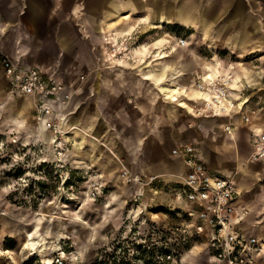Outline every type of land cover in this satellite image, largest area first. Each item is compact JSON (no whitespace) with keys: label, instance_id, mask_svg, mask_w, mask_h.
Wrapping results in <instances>:
<instances>
[{"label":"rangeland","instance_id":"rangeland-1","mask_svg":"<svg viewBox=\"0 0 264 264\" xmlns=\"http://www.w3.org/2000/svg\"><path fill=\"white\" fill-rule=\"evenodd\" d=\"M112 1L122 16L132 10L124 5L128 0ZM129 1L137 6L133 15L137 18L149 16L154 21V6H159L164 16L167 8L192 5L201 10L207 23L205 31L199 25L191 28L173 21L159 28L141 22L129 33L117 34L115 44L120 50L117 73L131 74L135 97L144 98L145 102L144 96L148 100L159 99L160 118L155 103L149 104L154 115L149 122L159 138V148L145 152L151 160L162 157L164 162L153 161L142 168L146 175L152 171L163 176H147L156 177V181L146 187L124 183L119 177V161L128 168L139 167L128 166L124 161L126 151L121 143L129 135L124 134L119 140L118 135L106 132L101 139L97 138L90 132L93 128H89L96 120L92 102L81 105L82 84L78 80L81 68L76 52L78 47L92 48L98 44L94 31H87L79 17L95 3L102 10L108 5L104 0H55L53 18L43 32L45 50L39 59L49 60L48 73L56 79L59 76L76 100L66 110V126L71 129L65 136L67 152L63 164H57L50 145L52 137L44 128L46 133L39 129L41 123L35 114L31 117L27 104L20 101L22 97L8 95L0 76V83L6 87L5 99L0 101V264H54L56 257L63 264H133L123 256L128 252V240L135 233L128 232V224L133 227L144 220L169 223L166 217L171 208L169 200L157 192L164 188L167 193V186L172 188L180 183L181 171L173 167L170 157L181 143H191L200 157L206 153L220 171L237 174L232 178L237 181L241 200L249 210L245 225L251 234L264 241V163L249 160L252 133L264 128V0ZM234 1L242 15L229 22L227 11ZM114 18V15L102 17L105 31V24ZM9 27L4 25L2 40ZM180 39L183 45L178 44ZM102 46L106 52L104 40ZM60 48L64 51L72 48L75 52L57 59L56 51ZM10 50L14 52L16 47L11 46ZM87 57L89 63L93 62L92 53ZM216 63L235 67L238 103L244 102L242 112L250 120L246 124L235 116L232 138L223 130L230 119L212 117L202 110V105L190 104L196 75L205 66ZM163 65L167 68L160 90L153 81L144 79V74L150 69L159 71ZM173 68L181 74H174ZM174 89L180 93L178 96ZM19 122L21 127H17ZM228 137L234 138L235 150L230 147ZM235 160L241 170L232 169ZM162 179L168 182H161ZM241 185L245 187L242 190ZM139 192L143 196L135 203L133 199ZM203 249L200 242L194 243L183 253L184 258L190 251L191 257H186L184 264H211ZM259 263L264 264V259Z\"/></svg>","mask_w":264,"mask_h":264},{"label":"built area","instance_id":"built-area-1","mask_svg":"<svg viewBox=\"0 0 264 264\" xmlns=\"http://www.w3.org/2000/svg\"><path fill=\"white\" fill-rule=\"evenodd\" d=\"M4 25L0 17V44L4 36ZM117 36L110 33L104 37L107 64L117 63L120 53L116 46ZM183 45L182 39L178 40ZM213 70L206 69L196 75L193 86L209 96L202 104L209 114H226V100L231 108L238 107L240 119L250 123L244 114V102L238 103L232 95L235 81V67L232 64L216 63ZM0 69L7 83L10 97H26L34 111L37 122L50 134L51 148L56 154V163L63 164L67 152L66 134L71 130L66 126V110L73 97L72 92L44 68L28 66L20 59H12L2 52L0 46ZM208 73H211L208 74ZM227 135L232 133V125L223 128ZM250 161L264 163V128L255 129L251 137ZM179 157L186 171L179 176L178 187L171 192L175 205L166 214L169 223L142 221L128 224V232L135 231L128 240L125 256L128 262L147 264H184L183 253L194 243L200 242L211 264H257L264 259V241L248 231L245 220L249 215L247 206L241 200L237 183L233 178L212 173L198 151L191 143H181L173 151ZM119 177L126 184L146 187L156 181V177H143L133 173L119 161ZM143 193L136 195L137 202ZM54 264H63L56 257Z\"/></svg>","mask_w":264,"mask_h":264},{"label":"crops","instance_id":"crops-1","mask_svg":"<svg viewBox=\"0 0 264 264\" xmlns=\"http://www.w3.org/2000/svg\"><path fill=\"white\" fill-rule=\"evenodd\" d=\"M104 1L108 5L106 10H102L100 5L95 3L94 6L88 9L85 8L83 14L81 17H79V21L82 22L83 27H85L87 31H94L96 37L95 42L98 44V47L94 44L92 48H89L88 46H82L80 48L78 47L76 52L79 61V68H81V73L78 76V80L82 84L80 91L82 94L81 100L83 103H81V105H85L87 101L92 102L94 118L96 120L95 124H90L89 128H93V130H90V132L94 133L97 138L101 139L103 137L102 135H104L106 132H110L113 135H118L119 140L124 134L129 135L128 138H123L121 146H123L124 150L126 151L124 155V161L127 163V165L129 166L130 164L135 167L139 166L137 169L129 166V169L131 167L130 170L133 173H140L145 178L147 176H161L163 173L152 171L149 172L151 174L146 175L143 170L144 168H142L149 166V164L153 163V161H158V163L164 162L162 157H158L156 160H151L148 154L145 152V150H149L154 147L159 148V138L154 135L155 128L152 127L149 122V118L154 116L151 113L153 109L150 108L149 104L155 103L154 105L157 106L158 112L157 118H160V104L158 103L159 99L158 97H153L152 99L148 100V97L144 96L147 102L146 103L144 98L140 99L139 97L134 96V80L131 74H118L117 69L120 63L109 65L104 61L105 51L102 46V39L106 33L119 34L123 31L129 33L132 29H134L135 26H138L137 24L141 22H148L149 25L153 24L155 25L154 27L159 28L160 25L171 23V21H173L191 28H195L196 25H199L202 30L207 31L205 15L201 12V10L195 9V7L191 5L189 8H182L181 6H178L177 8L175 7L173 9L167 8L164 13L165 15L163 16V10H161L159 6H154L153 11L156 12V17L153 21L152 17L150 18L149 16H144L142 18L134 17V10L137 9V6L134 5V2H130L128 0L126 3H124L126 7H129V9L132 10H130V13L124 14L122 16L118 13L119 9L117 8V4L115 2L112 0ZM54 6L55 0H0L1 21L3 22V25L11 26L9 27L8 33L2 40V44H0L2 52L12 59H20L22 63L28 66L36 68L41 67L48 71V69H50L49 67H51L49 60L44 58V60L41 61L39 57L45 50V38L43 36V32H45L46 24L51 22L53 18ZM112 15H114L115 18L114 20H111L109 23L105 24L107 26V31H105L102 28L101 19L103 16L106 17ZM241 15V10L236 1H234L232 9L227 11L226 19L229 22H234L240 19ZM22 29H24V32H21ZM224 31L225 30L222 29V32ZM254 31L256 32V28H254ZM21 43H23L22 47L20 46ZM11 46L16 47L14 52L13 50H10ZM142 50L143 52L145 51V49ZM56 52L57 59H60L62 56L69 57L73 55L75 51H73L72 48H69L65 51L60 48L57 49ZM91 53L93 54V62L89 63V58L87 56ZM96 53L98 56L95 58ZM94 59L96 60L94 61ZM164 68H167V66L163 65L159 71H155L153 69L148 70L146 74H144V79L153 81L160 88V85L166 75V69ZM173 72L174 74H177V72L181 74L178 69L173 68ZM0 76L7 85L1 69ZM59 82L61 81L59 80ZM238 82L239 81L236 80V84H238ZM65 87L67 88L66 85ZM236 88L237 86L235 85L233 89V98L238 101L240 98ZM5 89L6 87H4V83H0V101L5 99ZM177 92L178 91L176 90L175 94L178 96L180 93ZM181 92L185 94V91ZM175 94H173V96ZM189 96L190 104H193L195 99H197V94L191 90ZM74 99L75 98L73 96L71 98V106H74L76 103V100ZM20 101L27 104V109L32 117L34 111L30 106L28 98L22 97L20 98ZM84 109L86 108L84 107ZM233 119L227 123L231 122L232 124ZM21 126L22 124L19 122L17 127ZM233 142L234 138L232 140L230 137H228V143L230 144V147L232 145V148L235 150V144ZM123 147H120V149ZM76 149L79 150L80 147ZM201 155L203 162L205 160V165L207 163L206 166L212 173L229 178L237 176V174H233L231 171H229L228 174L226 170L220 171L218 168H216L217 166L215 167V164L209 160L206 153H201ZM170 158H172L171 162L175 164L173 167H177L176 170L181 171V174H183L186 171V168L184 167L182 160L177 156H171ZM233 167V170H241L238 160H235ZM161 182L166 183L168 181L165 179L163 181L162 179ZM178 184L174 185V187H178ZM244 188L245 187L241 185V190ZM166 189L167 193L164 191V188L160 189L157 193L163 194L164 199L169 200L168 206L172 207L175 205L173 194L170 187L167 186ZM155 190L158 189L155 188ZM190 258L191 257H189V259ZM259 262L257 264H260Z\"/></svg>","mask_w":264,"mask_h":264},{"label":"bare ground","instance_id":"bare-ground-1","mask_svg":"<svg viewBox=\"0 0 264 264\" xmlns=\"http://www.w3.org/2000/svg\"><path fill=\"white\" fill-rule=\"evenodd\" d=\"M184 23V22H183ZM186 23V22H185ZM192 25V24H191ZM193 26V25H192ZM115 36H119V35H117V34H115ZM124 36V35H123ZM133 53H134V51H133ZM214 61V60H213ZM216 61V60H215ZM213 66H205L204 67V70L206 69V71L207 72H211L212 70H213V68H212ZM208 74H210L211 75V73H208ZM236 77H235V81H234V83H233V85L231 86L232 87V95L234 94V91H233V89H234V87H235V85H236ZM192 90L197 94V99H195V101L193 102V104H192V106L194 107V106H201L203 103H205V102H208L209 101V96L208 95H206V94H203V93H200L194 86H192ZM236 100V99H235ZM171 102H173V100L171 101ZM70 103H71V101H70ZM69 103V104H70ZM226 112H232V113H226V114H218L217 113V111L215 112V114H210V116H212V117H217V118H219V119H222V118H225L226 120H227V118H228V120L230 119H233L235 116H236V113H238L237 111V109H238V107H236V108H232V110H230L231 108H229L230 106H231V104H230V102L229 101H227L226 100ZM192 110V109H191ZM208 116V115H207ZM227 124H229V125H232L231 124V122L230 123H227ZM44 127L42 126V124H40V126H39V129L43 132V133H46L45 131H44V129H43ZM230 137L232 138V134L230 135ZM142 196H143V194H142ZM145 202H143L142 203V207L144 208V206H145ZM194 248H196V247H194ZM194 248H192L190 251H192ZM189 251V252H190ZM189 252L186 254V256H184V258H183V260H185L186 259V257H189Z\"/></svg>","mask_w":264,"mask_h":264}]
</instances>
